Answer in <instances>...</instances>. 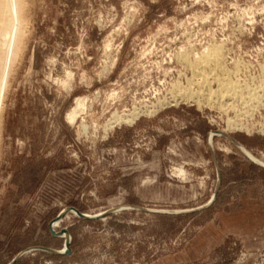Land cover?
Segmentation results:
<instances>
[{
  "label": "rangeland",
  "instance_id": "1",
  "mask_svg": "<svg viewBox=\"0 0 264 264\" xmlns=\"http://www.w3.org/2000/svg\"><path fill=\"white\" fill-rule=\"evenodd\" d=\"M21 2L0 45V264H264V167L233 142L264 164V0ZM214 46L255 99L181 97L203 88L180 55Z\"/></svg>",
  "mask_w": 264,
  "mask_h": 264
},
{
  "label": "bare ground",
  "instance_id": "2",
  "mask_svg": "<svg viewBox=\"0 0 264 264\" xmlns=\"http://www.w3.org/2000/svg\"><path fill=\"white\" fill-rule=\"evenodd\" d=\"M21 1V0H20ZM19 0H0V45L2 43V45H5V41L2 42V39H1V36L5 37L4 35H6V33L4 32L3 34V25L7 23V20L5 19V13H6V10L7 12L11 13V15H16L13 17H17V14L20 13L19 12V9L22 5V2L20 3ZM22 8V7H21ZM24 8V6H23ZM22 10V9H21ZM11 15L10 17L8 18L9 20H11ZM12 17V18H13ZM19 18V17H18ZM17 18V19H18ZM21 18V17H20ZM23 18V17H22ZM4 19L6 20L5 23L3 24L4 22ZM15 18H13L14 20ZM8 20V21H9ZM20 20V19H19ZM13 22H17V21H13ZM12 22V23H13ZM11 23V22H8V24ZM18 23V22H17ZM16 24V23H15ZM11 25V24H9ZM14 25V24H13ZM19 25V24H18ZM21 25V24H20ZM8 26V25H7ZM12 26V25H11ZM10 27V26H8ZM21 27V26H19ZM6 28V27H5ZM13 28V27H12ZM11 29V27H10ZM10 29H7L8 32H10L11 30ZM5 30V29H4ZM10 30V31H9ZM13 30V29H12ZM19 29H17L18 31ZM21 30V29H20ZM19 30V31H20ZM16 29L15 31L13 32H16ZM18 31V32H19ZM12 32V31H11ZM9 33L12 34V33ZM14 35V34H12ZM11 36V35H10ZM9 36V37H10ZM13 37V36H12ZM12 39V38H11ZM15 40V39H14ZM19 40V39H17ZM12 42V40H11ZM10 44V43H9ZM16 44V42H15ZM18 44V43H17ZM1 45V49L3 50L4 48L2 47ZM11 46H12V43H11ZM10 46V47H11ZM17 46V45H15ZM7 48V46H5ZM15 49V48H14ZM17 49V48H16ZM1 50V51H2ZM9 50V49H8ZM3 52V51H2ZM1 52V54H2ZM12 53V52H11ZM8 54V53H7ZM3 55V54H2ZM15 56V55H14ZM9 57V56H8ZM183 58V61H187L186 63L188 64V66L191 68L192 70V81H191V85H196L197 87H200V88H203L202 89V93L200 91H190L192 90V88H184L185 90L187 89L189 92L186 93V95H182L181 97L185 100H192V101H195V102H201V99L203 98L205 101H207V103L209 102H213V103H217V105H222V100L224 98V93L223 92H229L230 94L228 96H231L233 98H238V99H242L244 101V98L245 99H255V95L252 93H249V97H243L244 94H242L239 89H238V86L235 85L234 82H231L229 79L225 78L227 77L226 75L228 74L227 70H225L224 68V65L222 63V60H223V55H222V50H221V47L220 46H214V47H209V48H206L201 54L199 55H196L193 57V59H190L189 58V55L188 54H182L180 55V58ZM2 58V57H1ZM0 58V65H1V62L3 64L4 62V65H7L5 63V60L3 61L2 59ZM2 60V61H1ZM12 60V59H11ZM7 61V59H6ZM13 61V60H12ZM11 65V64H10ZM6 69H7V66H4ZM3 65H1L0 69L4 68ZM1 69V70H2ZM6 69H3L4 71ZM0 70V71H1ZM3 72V71H2ZM2 72H0L2 74ZM4 73V72H3ZM218 73V74H217ZM0 74V75H1ZM213 83H216L217 86H218V89L217 90H212L211 89V84ZM183 89V88H182ZM184 92V91H183ZM246 92V91H245ZM229 98V97H228ZM227 98V99H228ZM213 99H215L213 101ZM203 100V101H204ZM229 102V101H228ZM250 102V101H249ZM212 103V104H213ZM230 104V103H229ZM246 104V103H245ZM77 105L78 107H82V102L81 101H77ZM218 105V106H219ZM79 113V109L76 108L74 110H72L67 116H68V119L70 121H73L76 117H77V114ZM0 124H1V107H0ZM241 125L240 124H237V123H229V129H236V128H239ZM238 130V129H237ZM229 131V130H228ZM218 135V134H217ZM213 136V134H211L209 137ZM212 140L210 139V142ZM237 147H239L242 152L248 156L253 162L257 163V164H260V165H264L259 159L255 158L245 147H243L241 144H239L238 142L235 143ZM75 214V213H74ZM58 220H55L53 222V228L55 229L58 225ZM61 237H65L64 235L61 236ZM68 238V236H67Z\"/></svg>",
  "mask_w": 264,
  "mask_h": 264
},
{
  "label": "water",
  "instance_id": "3",
  "mask_svg": "<svg viewBox=\"0 0 264 264\" xmlns=\"http://www.w3.org/2000/svg\"><path fill=\"white\" fill-rule=\"evenodd\" d=\"M212 138H213V136L209 137V140H210V139L212 140ZM233 142L236 143L235 140H233ZM256 164H257V163H256ZM258 165H260V164H258ZM260 166L264 167V165H260ZM70 211H73V212H74L79 218H82V219H93L92 217L87 216L86 214L80 212L79 210H77V209H75V208H71ZM62 216H63V215L60 214V215L57 217L56 220L61 221V220H62ZM95 218H98V217H95ZM51 225H53V224H51ZM50 232H51V234H52L53 236H55V237H60V236H63V235H64V236L67 238V236H68V232H67L66 229H63L61 232L57 233V232L53 229V227L51 226V227H50ZM70 252H71V249H70V240H69V237H68L67 240H66V243H65V249H64L63 253H65V254H69ZM20 257H21V255L17 256V257H16L15 259H13V261H12L11 263H9V264H15V263L19 260Z\"/></svg>",
  "mask_w": 264,
  "mask_h": 264
}]
</instances>
